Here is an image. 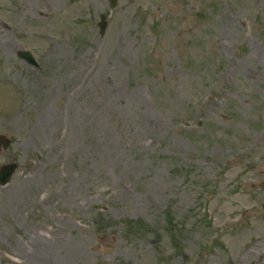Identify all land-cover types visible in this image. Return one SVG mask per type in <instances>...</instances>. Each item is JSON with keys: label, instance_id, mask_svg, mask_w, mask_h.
Returning a JSON list of instances; mask_svg holds the SVG:
<instances>
[{"label": "rangeland", "instance_id": "374dc122", "mask_svg": "<svg viewBox=\"0 0 264 264\" xmlns=\"http://www.w3.org/2000/svg\"><path fill=\"white\" fill-rule=\"evenodd\" d=\"M114 2L0 0V264H264V0Z\"/></svg>", "mask_w": 264, "mask_h": 264}, {"label": "water", "instance_id": "95a60500", "mask_svg": "<svg viewBox=\"0 0 264 264\" xmlns=\"http://www.w3.org/2000/svg\"><path fill=\"white\" fill-rule=\"evenodd\" d=\"M115 5L114 0H110V8H113ZM98 28H99V33L103 34V31L105 29V21H104V16H100V20L98 22ZM17 56L19 59L24 60L27 64L32 65V66H37V62L33 56V54L26 49L19 50L17 52ZM10 144V139L5 136L4 134H0V151L3 148L8 147ZM17 168V164L15 162H9L6 164H2L0 166V186H4L9 182L11 179L12 174ZM260 187L264 189V181L260 182Z\"/></svg>", "mask_w": 264, "mask_h": 264}]
</instances>
